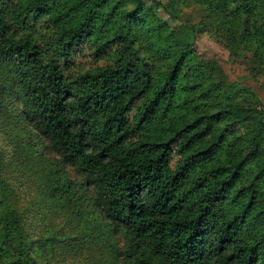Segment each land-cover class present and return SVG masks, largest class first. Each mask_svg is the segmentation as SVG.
<instances>
[{
    "label": "trees",
    "instance_id": "16d2710c",
    "mask_svg": "<svg viewBox=\"0 0 264 264\" xmlns=\"http://www.w3.org/2000/svg\"><path fill=\"white\" fill-rule=\"evenodd\" d=\"M199 32L264 86V0H0V264L86 237L102 264H264L261 99ZM37 168L88 236L29 233L15 173Z\"/></svg>",
    "mask_w": 264,
    "mask_h": 264
},
{
    "label": "rangeland",
    "instance_id": "374dc122",
    "mask_svg": "<svg viewBox=\"0 0 264 264\" xmlns=\"http://www.w3.org/2000/svg\"><path fill=\"white\" fill-rule=\"evenodd\" d=\"M190 12L192 10H189ZM197 14H195L196 17ZM195 49L201 59L212 60L216 59L222 66L225 74L231 81L240 82V84L251 87L259 95L261 103L259 108L264 110V86L262 85L263 77L259 76L258 79L253 78V68L250 64L242 59L235 60L230 51L221 43H219L211 33L199 32L196 36ZM92 57L88 53H80L78 62L88 63L91 65ZM7 151V157L13 156L14 147L9 145L7 141L0 140ZM50 158H56L52 154L45 153ZM15 168L18 167L15 166ZM20 170V168H19ZM42 168H37L32 172L31 177L15 173L17 187H20L18 192L17 205L19 210L26 215V222L29 233L36 239H45L56 232L65 233V235L73 239L74 237H83L84 234L89 235V228L91 222H88V216L85 214L81 217L73 216L65 208H56L51 201L47 189H44V194H37L39 184L40 172L43 173ZM69 177L76 181V174L71 167L67 168ZM27 178L26 180H21ZM20 180V181H18ZM24 184H20V183ZM25 182V183H24ZM85 201L84 206H89L90 203ZM90 208V206H89ZM88 213V211H87ZM63 236V235H62ZM95 239L86 237L84 241L75 243L71 250L60 249L59 247H49L46 250V255L49 258L50 264H102L103 255L97 252L98 244H95ZM103 250V248L101 249ZM107 252V250H106Z\"/></svg>",
    "mask_w": 264,
    "mask_h": 264
}]
</instances>
